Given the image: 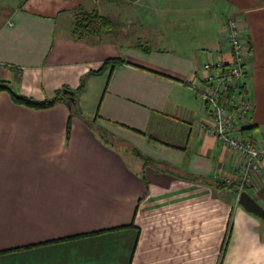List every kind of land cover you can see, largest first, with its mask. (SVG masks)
<instances>
[{
  "label": "crops",
  "instance_id": "obj_1",
  "mask_svg": "<svg viewBox=\"0 0 264 264\" xmlns=\"http://www.w3.org/2000/svg\"><path fill=\"white\" fill-rule=\"evenodd\" d=\"M77 10L111 29L76 38ZM230 17L259 143L264 2L0 0V81L36 101L69 90L75 110L0 91V264H264V220L223 183L239 159L191 87L206 60L229 59ZM244 191L264 208V160Z\"/></svg>",
  "mask_w": 264,
  "mask_h": 264
},
{
  "label": "built area",
  "instance_id": "obj_2",
  "mask_svg": "<svg viewBox=\"0 0 264 264\" xmlns=\"http://www.w3.org/2000/svg\"><path fill=\"white\" fill-rule=\"evenodd\" d=\"M224 31L229 59L217 56L206 60L202 64L201 80L191 87L208 111L207 133L239 159L236 171L223 179L225 185L234 186L237 201L239 194L261 170L264 141L258 143L247 133L253 108L246 71L249 44L243 38L241 25L236 19L228 18Z\"/></svg>",
  "mask_w": 264,
  "mask_h": 264
},
{
  "label": "trees",
  "instance_id": "obj_3",
  "mask_svg": "<svg viewBox=\"0 0 264 264\" xmlns=\"http://www.w3.org/2000/svg\"><path fill=\"white\" fill-rule=\"evenodd\" d=\"M128 1H135V0H128ZM260 1L264 2V0H260ZM111 27H112V24L109 21V19L100 16L95 11L87 13L82 10H77L75 13L74 35L78 39H83L86 37H98L103 31L110 30ZM116 62L117 60H113V59L106 60L98 70L92 71L91 73L94 75L101 74L106 69V67L111 66ZM82 88H83V82L80 84L78 90ZM0 91L8 92L11 99L15 103L20 104V105H25L28 107H33V108H47V107L52 106L56 102L62 99H65L70 111L72 113L75 112L73 92H72V98H73L72 100H70L69 99L70 96L67 93H64V90H62V91H58L56 95L54 96V98L52 99L36 101V100H32L30 98H26L24 96L14 93L11 90L9 84L4 81H0Z\"/></svg>",
  "mask_w": 264,
  "mask_h": 264
},
{
  "label": "water",
  "instance_id": "obj_4",
  "mask_svg": "<svg viewBox=\"0 0 264 264\" xmlns=\"http://www.w3.org/2000/svg\"><path fill=\"white\" fill-rule=\"evenodd\" d=\"M64 93H67L70 97L69 99L72 100V92L64 90ZM237 203L244 208L249 213L257 216L258 218L264 220V208L260 206L248 193L242 191L239 194Z\"/></svg>",
  "mask_w": 264,
  "mask_h": 264
}]
</instances>
